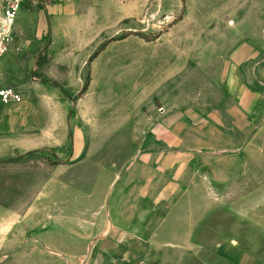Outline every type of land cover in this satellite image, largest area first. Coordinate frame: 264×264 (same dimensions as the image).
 <instances>
[{"label": "crops", "instance_id": "1", "mask_svg": "<svg viewBox=\"0 0 264 264\" xmlns=\"http://www.w3.org/2000/svg\"><path fill=\"white\" fill-rule=\"evenodd\" d=\"M55 4L49 6L51 11H57ZM63 20H55L48 8L35 13L29 25L20 23L16 28V20L7 53L20 51L31 35L42 39L48 34L53 52L61 36L54 32V24L59 28ZM197 29L196 44L204 39L205 27L197 25ZM134 40L143 45L133 35L110 41L90 61L85 80L88 62L75 63L72 49L50 55L51 61L35 65L31 75L30 70L16 71L5 57L0 58L1 84L17 87L23 94L20 102L0 100V163L9 165L7 187L0 178V264H264L260 249L264 247V156L257 159L252 153L257 128L264 129V95L240 81L236 73L227 78V86L233 89L228 96L175 91L177 75L188 70L190 62L215 72L212 86L221 87L224 71L235 72L250 59L252 49L240 42L234 45L236 39H227L232 42L228 44L215 40L214 46L180 47L177 53L164 48L151 59L154 74L149 82L143 81L147 62L143 58L137 62L142 70L138 87L145 90L154 85L136 100L140 113L135 117V151L139 153L125 166L132 169L127 170L132 173L127 184H141L137 206L144 200L152 203L134 216H128L122 204L120 217L108 212L102 216L105 222L97 223L101 212L89 204L94 186L80 189L79 183H94L99 175L77 176L74 166L92 157L99 143L96 138L108 135L110 118L101 119L94 109L99 105L87 104L86 99L106 84L108 71L98 67L104 52L115 42ZM170 82L173 86L167 85ZM260 115L263 119L257 124ZM194 130L230 138L225 142L216 137L194 139ZM204 152L212 157L203 161L193 157ZM43 153L52 163L46 160L42 171L33 169L40 172L30 186L33 199H15L27 188L20 172H10V166ZM103 165L105 160L98 170ZM117 178L118 174L110 184ZM125 188L120 192L124 199ZM213 198L215 207L209 206ZM118 247L123 249L121 254L112 255Z\"/></svg>", "mask_w": 264, "mask_h": 264}, {"label": "rangeland", "instance_id": "2", "mask_svg": "<svg viewBox=\"0 0 264 264\" xmlns=\"http://www.w3.org/2000/svg\"><path fill=\"white\" fill-rule=\"evenodd\" d=\"M2 3L3 0H0V10ZM50 5L47 7H23L17 18L16 28L20 23L29 25L35 13L39 14L40 10L45 11L48 8V11L54 14L55 20L64 18L63 24H59V28H57L58 24H54V32L61 34L54 42L56 43L53 46L55 52L49 51L52 42L50 34L42 39L31 35L29 36L30 40H26L20 51L17 53L11 51L9 54L7 53L8 55L0 57H5L8 60L7 63L11 62L16 71L30 70L29 75H31L35 65L51 61L50 55L59 54V51L63 49H72L71 57L75 63L88 62L84 69L83 79L85 80L86 75L90 74V54L108 43L112 36H114L112 38H119L123 35H133L143 40V45L136 40L115 42L111 48L104 52L99 59L98 67L108 71L106 74L108 78L104 77L106 84L99 85L102 87L90 93L86 99L87 104L99 105L94 109L97 115L101 114L99 115L101 119L105 116L107 120L108 117L110 118V125L107 124L105 128L108 135L103 136L105 141H103V137L96 138L99 142L97 149L101 148L102 150L96 149L85 164L74 166L77 176L97 177L99 175L98 180L94 183H79L80 189L81 187L88 189L94 186V195L89 204L100 210L101 215L96 217L99 224L105 222L102 216L103 214L107 215L108 212H112L116 218L120 217L119 212L122 204L124 210H128L127 215L134 216V214L140 213L142 208L152 203V200H148L149 203L144 200L143 204L139 203L137 206L136 195L137 190L141 189V184L135 182L127 184L132 178V173H128L127 170L132 169L130 166H125L126 163L132 162L139 153L135 151L138 146L136 142L138 135L134 133L136 130L135 117L140 113V110H137L136 100H140L143 95L151 91L154 85L152 83L150 88L148 86L145 90L138 87V81H141L138 80V75H141L139 72L142 70L138 67L137 62L142 61V58L147 62L146 70L143 71V79H145L143 81L149 82L152 81L154 74V67L151 68L150 64L151 59L164 48L170 47L177 53L180 47L193 49L196 46H214L215 40L228 44L232 42H227V39L231 41L236 39L234 45L240 42L252 49L250 59L241 64L235 72L224 71L221 87L212 86L214 80L211 75H214L215 72L201 69L200 65L190 62L188 70L181 72L176 77V94L228 96L233 93V89L227 86V78L236 73L240 81L247 83L255 91L264 95V0H73L69 4H55L58 6L57 11H51ZM226 23L228 27H226ZM197 25L198 27L202 25L205 29L202 31L204 39H199L196 44L194 37L197 35ZM216 29H218L217 33ZM169 32L172 34L163 35ZM193 34H195L194 37ZM209 50L212 49L209 48ZM160 74L162 72H158V76ZM7 80H10L9 76H7ZM0 85L3 86L1 82ZM167 85L173 86V83L170 82ZM128 115L132 117L128 118ZM262 119L263 116L260 115L257 118V124H261ZM85 129L87 133L88 128L85 127ZM192 137L194 139L204 138L205 141H211L213 137H216L218 141L224 142L230 138V136L202 135L195 130ZM240 138L243 139L242 136ZM255 141L256 150L252 153L257 159H262L264 156V129L257 128ZM206 153H203L204 156L195 153L197 156L193 157L201 161L204 157H212ZM215 157L213 158L215 159ZM46 160L52 163L51 158L43 153L27 158L26 163H13L10 166L12 168L10 172L13 170L14 173L20 172L21 180L27 188L15 199L19 197H24L27 200L33 199L35 191H30V186L34 180H38L36 173H40L33 169L36 170L37 167H40L42 171L44 169L42 163ZM104 160L107 165H103L100 171L98 167ZM109 161L112 165L109 164ZM0 165V178H4L1 183L7 187L8 162H2ZM103 171L106 173H101ZM225 171L228 172L229 169H225ZM148 173H151L150 169ZM116 174H118L117 181L111 185L110 179L114 178ZM133 175H136V172ZM40 184L41 182L38 185ZM124 188L127 193L125 199L120 195ZM82 201L80 200L81 204ZM208 201L209 206L215 207L216 200L214 198ZM5 202L8 203L7 200L3 203ZM98 232L96 231V233ZM82 248L84 245L80 243V249ZM260 249L264 252V247H260ZM122 251L123 249L118 247L112 255L118 256Z\"/></svg>", "mask_w": 264, "mask_h": 264}, {"label": "built area", "instance_id": "3", "mask_svg": "<svg viewBox=\"0 0 264 264\" xmlns=\"http://www.w3.org/2000/svg\"><path fill=\"white\" fill-rule=\"evenodd\" d=\"M70 0H3L1 6L0 18V57L8 52L14 25L18 18L20 10L25 6L47 7L57 2H66ZM0 100L3 103L20 102L23 100V94L17 87L0 85Z\"/></svg>", "mask_w": 264, "mask_h": 264}, {"label": "trees", "instance_id": "4", "mask_svg": "<svg viewBox=\"0 0 264 264\" xmlns=\"http://www.w3.org/2000/svg\"><path fill=\"white\" fill-rule=\"evenodd\" d=\"M125 37H127V35L120 36L119 38H111L110 41L115 40V39L125 38ZM110 41H108V43H109ZM108 43H106L105 45H103V47H101L100 49H97V50L91 55L89 61H92V60L94 59V57H96V56L99 54V52H100L101 50H103V49L106 47V45H107ZM87 87H88V83L85 85V87H84V91L87 89Z\"/></svg>", "mask_w": 264, "mask_h": 264}]
</instances>
